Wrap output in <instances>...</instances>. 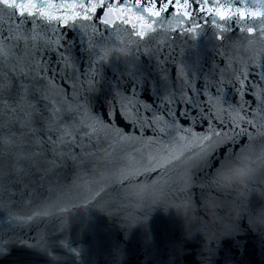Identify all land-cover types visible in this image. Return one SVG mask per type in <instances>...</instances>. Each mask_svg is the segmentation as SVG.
Segmentation results:
<instances>
[{"label": "water", "instance_id": "1", "mask_svg": "<svg viewBox=\"0 0 264 264\" xmlns=\"http://www.w3.org/2000/svg\"><path fill=\"white\" fill-rule=\"evenodd\" d=\"M241 10L253 23L264 0H241ZM222 19L151 41L116 16L115 28L91 22L87 38L67 33L78 69L67 75L55 71L57 25H24L38 39L31 49L20 39L0 75V95L20 108L0 128V264H264V35L233 26L220 39ZM26 50L44 64L21 78L13 69ZM236 71L247 76L242 92L215 86ZM55 124L71 133L64 145ZM242 156L251 179L226 186L221 174Z\"/></svg>", "mask_w": 264, "mask_h": 264}, {"label": "snow or ice", "instance_id": "2", "mask_svg": "<svg viewBox=\"0 0 264 264\" xmlns=\"http://www.w3.org/2000/svg\"><path fill=\"white\" fill-rule=\"evenodd\" d=\"M53 9L61 14H54ZM129 13L135 14L137 20L143 22L139 30H137V25L128 19ZM114 16L118 18V23L125 24L126 26L131 25V32L136 35L137 40L143 37L145 40L151 41L154 35H158L161 31L172 33L175 37L180 35L184 31V28L190 24H195L197 29H199L218 17L223 18L221 23L217 25L222 33L219 37L220 39H223V33L233 26L238 31L248 28L249 36L264 35V18H259L253 23H249V14L241 10V0H65V2L54 5L47 3L46 0H7L6 3H0V75L4 71V57L8 55V52L13 47L19 51V44L17 42L20 39L25 40L26 49H31L34 46V42L38 39L37 35H27L24 25H31L33 32L38 27H42L40 21H43L47 25H57L60 31L56 33L54 52L59 54L58 59L64 66L61 67L58 63L55 71L56 74L63 71L67 75L69 68L73 72L78 70L68 51V31L73 29L81 31V29H85L82 34L87 38L86 29L91 27V22L98 21L105 28L109 25L115 28L117 21L113 20ZM241 16L245 17V19L239 20ZM251 16L255 17L256 14L251 13ZM78 20L86 23L78 25ZM229 20L231 23H228ZM253 28H255L254 32L252 31ZM8 42H11V44ZM47 51L48 49L45 48V53ZM39 55L40 52L38 50L35 54L32 51L26 50L22 57L24 63L22 65L17 64L13 70L21 78L31 76L33 69L44 64L43 59L35 61V56ZM25 68L29 69L27 73L24 71ZM258 70L264 74V63L260 65ZM39 71L42 74H47L51 71V67L50 65H46L40 67ZM253 71H257V69L250 68L249 74ZM92 82H95L94 78ZM229 82L231 86L237 87L242 92L244 89L242 84L246 86L247 76L244 72L236 71L231 77L218 79L215 86L220 89H228L230 87ZM0 87H3V85H0ZM21 87L27 90L26 85H21ZM12 99L13 97L9 96V100ZM168 102L177 103V100L175 97H169ZM183 102L185 104L195 103L191 98L185 99ZM5 111H9L11 117H15L20 113V108L15 104L5 103L4 96L0 95V128L3 127L2 121ZM57 111V109H53V115ZM173 115L175 114L173 113ZM182 116L187 117L188 112L184 111ZM238 119L242 121L244 120V116L239 115ZM194 120L195 117H193V122ZM248 122L251 123V121ZM27 123L28 121H26ZM176 124H178V121L174 120L170 122V126ZM54 127L60 133L58 142L64 145L67 137L71 135L70 131L61 129L59 124H55ZM183 131L186 132L187 129H183ZM214 135L219 136L220 133H215ZM180 139L183 140L184 136H181ZM211 139L212 137L208 135L197 138L199 146L202 149V157H208L211 145L207 148H205V145ZM179 158V155H174L170 159L160 162L158 166L165 167L167 164L172 163L173 159ZM2 192L3 190H0V199H2Z\"/></svg>", "mask_w": 264, "mask_h": 264}, {"label": "clouds", "instance_id": "3", "mask_svg": "<svg viewBox=\"0 0 264 264\" xmlns=\"http://www.w3.org/2000/svg\"><path fill=\"white\" fill-rule=\"evenodd\" d=\"M216 167H219V162ZM252 169L251 165L248 163L246 157H240L235 160L230 167L221 174V182L226 186L228 184H235L239 186L246 185L248 181L251 179ZM183 211H187L186 208ZM123 219H128L127 215L123 217ZM260 227H264V219L258 221ZM207 243V242H205Z\"/></svg>", "mask_w": 264, "mask_h": 264}]
</instances>
